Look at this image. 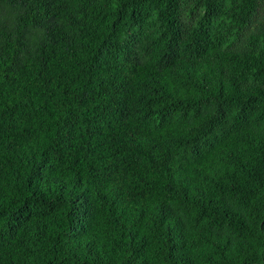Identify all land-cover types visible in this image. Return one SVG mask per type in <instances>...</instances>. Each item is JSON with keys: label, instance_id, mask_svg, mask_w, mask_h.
Listing matches in <instances>:
<instances>
[{"label": "trees", "instance_id": "16d2710c", "mask_svg": "<svg viewBox=\"0 0 264 264\" xmlns=\"http://www.w3.org/2000/svg\"><path fill=\"white\" fill-rule=\"evenodd\" d=\"M0 264H264V0H0Z\"/></svg>", "mask_w": 264, "mask_h": 264}]
</instances>
